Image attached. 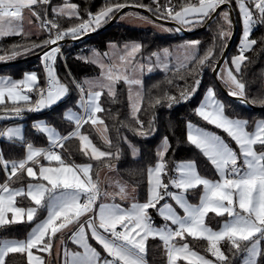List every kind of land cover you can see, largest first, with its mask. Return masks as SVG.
Returning a JSON list of instances; mask_svg holds the SVG:
<instances>
[{"label":"snow or ice","instance_id":"obj_1","mask_svg":"<svg viewBox=\"0 0 264 264\" xmlns=\"http://www.w3.org/2000/svg\"><path fill=\"white\" fill-rule=\"evenodd\" d=\"M154 2L158 4V0ZM230 2L231 0H196L181 5L179 10H174L175 5H165L166 11L162 16L165 19L171 17L179 24H200L210 19L221 5ZM49 3L50 0H0V38L23 32L24 10L27 9L31 16L40 22L38 26L49 33L48 38L41 44H33L32 47L48 49L49 46L56 45L45 51L42 57L46 86L39 84L35 72L25 73L21 80L0 78V105L5 103V97L10 99L14 106L9 114L16 118L25 110L40 111L51 107L69 94V85L61 82L55 72L56 58L61 53L58 42L65 36L80 38L87 34L90 28L95 30L99 27L105 18H111L110 14L114 10L118 12L127 6L126 3H115L96 15L90 13L88 21L61 30L55 20L47 19L46 12L37 11V7ZM236 3L242 17L243 38L238 49L239 54L231 60L234 67L225 63L224 68L219 71L225 73L223 80L230 89L229 94L245 98L246 84L240 78L241 66L249 59L245 53L257 44L255 39H250L253 28L257 24H264V0H236ZM138 6L148 7L142 4ZM148 10L153 11L152 8ZM53 11L62 16L79 17L78 5L74 3H66ZM155 11L160 12V7ZM221 15L225 24L230 27V13L223 11ZM229 34L223 28L219 33L222 39ZM199 43L189 41L181 46L187 54L180 62V67H186L187 62L191 61H196L199 65L214 61L213 48L207 49L203 56H197ZM115 47L113 45V48ZM141 48L142 46L135 42L124 45L125 52L119 56V60L126 63L122 65L120 72H114L116 65L101 63V79L86 80L83 83L72 81L80 93L77 101L80 112L68 110L65 119L74 123V129L67 135H60L55 128L47 124L34 125L38 131L47 135L50 142L48 148L36 147L28 141L19 126L0 131V138L25 148V156L18 160L6 159L0 151V168L6 173L4 182L0 183V226L31 223L41 210H46L47 213L43 220L35 224L26 239L0 240V264H8L9 255L17 253L26 255L27 264H45L44 257L36 253L52 255L53 239L57 237V233H62L74 223L77 227L70 240L80 250L70 251L64 244L62 264H147L146 242L149 238L162 242L167 264H179L181 261L185 264H214L213 260L190 249L187 242L180 243L189 236L208 242L207 250L215 257V264H232L237 256L241 258V264H260V258L264 257V246L261 244L264 241V120L256 122L254 130L249 131L247 120L225 114V105L217 98L213 88L207 89L205 99L195 110L196 114L210 125L226 132L239 151L230 147L221 136L196 127L190 122L187 125V141L215 168L219 176L217 180L202 176L195 161L176 163L171 169L172 175H169L165 157L170 144L165 137L162 147L157 151L156 164L147 169V200L143 203L133 202L128 208L117 203H100L97 208V201L109 193L101 189L98 173L96 179H93V165L67 163L60 152L55 150L63 148L65 141L78 138L85 156L89 155L90 148L91 159L99 161L102 158L119 157L118 151L113 153L97 148L87 135L81 133V128L85 124L95 126L99 123L104 125L102 135L107 132V125L98 115L105 112L101 97L105 95L106 90L109 97L115 98V86L120 80L129 86L132 118L143 128V121L137 116L141 110L143 95L141 91L132 92L133 85L142 88V80L135 74L142 73L145 65L133 63L135 54L139 53ZM163 55H169L168 49L163 50ZM152 57L156 58L157 64L167 69L168 65L161 60V54L152 53V56L147 58L149 73L152 71ZM199 83L197 79L191 90L182 91L180 99H190ZM33 91L38 99L34 104H28L31 101L29 93ZM161 99L167 100L169 107L179 102L175 96L165 94L164 97L156 99L155 103L159 104ZM20 101L26 102L25 105L20 106ZM149 127L151 128V122ZM136 130L142 136L149 135L146 131ZM104 140L111 146V140L106 135ZM135 152L134 149V154ZM41 157L49 162L48 166L41 163ZM51 162H56L58 166H50ZM24 179L29 181L26 185L12 186ZM170 188L173 190H169ZM196 189H202V194L199 203L192 204L188 194ZM116 195L121 199L125 198L123 186H120ZM18 197L28 200L29 205L18 206ZM168 199L174 202L175 207ZM161 201L164 203L161 204ZM177 207L182 210L183 215L177 211ZM150 209H154L166 222L163 226L155 225ZM209 213L219 217L227 215L229 219L218 230H214L206 222ZM81 217L87 218L81 220ZM89 237L103 248L106 255L102 256L93 247ZM222 241L228 246L227 253L221 247ZM61 243L63 244L62 238ZM33 249L36 250L35 253Z\"/></svg>","mask_w":264,"mask_h":264},{"label":"trees","instance_id":"obj_2","mask_svg":"<svg viewBox=\"0 0 264 264\" xmlns=\"http://www.w3.org/2000/svg\"><path fill=\"white\" fill-rule=\"evenodd\" d=\"M189 2H196V0H170V2L169 0H158V4L154 0H50L47 5V14L50 20H55L60 25V29L63 30L82 21H88L90 13L95 15L115 3L146 5L152 8L154 13L162 16L161 12L166 10L165 5H175V9H178L181 5H186ZM66 3L78 5L79 17L62 16L53 11ZM230 3L235 15L237 33L224 62L230 61L233 55L239 53L238 45L243 31L241 13L236 0H231ZM158 6L160 7V12L155 11ZM37 11L46 12L45 5L42 8L37 7ZM223 11H228V8H224L205 29L190 33L178 32L174 27L173 29L176 32L164 33L152 27L129 25L118 19L106 29L91 34L83 40L63 43L64 60L59 54L57 55L55 71L61 82L69 85L70 92L56 105L47 108L39 114H32L26 119L25 138L28 141L33 140L39 144H46L44 135L37 133L34 129L33 120L37 115L46 118L47 122L55 125L62 134H67L74 128V124L66 120L64 116L68 108L76 106L79 97V91L72 81L82 83L85 77L97 75L100 71L98 65L84 58L85 53L90 49H98L104 52L110 42L121 43L137 40L142 46L140 54L146 59L152 56V53H157L164 49L175 50L187 40H197L200 42L196 53L197 56H203L207 49L213 48L214 61L205 65H199L196 61H191L187 63L186 67L169 65L167 69L157 67L152 68L150 73L147 70L145 71L143 100L141 102V110L137 114L139 119L143 121V128H140L136 120L132 118L127 86L124 81L120 80L117 83L115 98L109 97L107 91H105V95L101 97V104L105 108V112L98 115L104 120V124L107 125V132L102 135L104 125L99 123L95 126L90 123L85 124L81 131L88 135L92 142L101 150L112 151L113 153L118 151V158H102L99 161L91 159V154L85 156L81 151V142L78 138H71L65 141L63 148H61L63 150L62 157L66 162L77 165L91 163L93 165V179H96V174L98 173L99 175L105 166L108 164L113 165L120 178L136 189L137 198L141 201L146 200L148 197L147 169L157 161V151L165 137H167L170 144L165 157L168 161L169 175H172L171 169L177 162L191 159L196 162L201 174L215 176V169L207 158L187 141V123L191 121L202 127L216 130L236 151H238V148L226 132L210 125L196 114L195 110L207 88L214 87L217 96L225 105L226 113L234 118L246 119L249 122V129L254 126L258 119L264 120V109L258 108V106H264V24H257L253 28L250 39H255L257 44L253 46L251 51L245 53L249 59L241 66L240 78L246 84V98L257 106L251 107L224 94L212 73L233 31L232 23L229 27L223 21L221 15ZM116 12L114 10L110 16L112 17ZM33 18L40 23L35 17ZM255 18L256 16L254 15ZM109 20L110 18H107L102 25L95 29L100 28ZM205 21L188 29L198 28ZM221 28L230 33L223 39L219 35ZM48 36L49 33L44 30L40 35L18 34L1 38L0 54L10 57L16 51L24 50L29 58L14 64L1 65L0 74L20 77L26 70L32 69L30 67L31 64L40 62L41 55L38 54L46 50L43 47L33 48L32 45L41 44ZM66 38H71V36ZM7 60H11V58H7ZM3 61L5 60L1 62ZM36 69L40 71L42 79H44L42 69L40 67ZM197 79H199L200 83L195 93L190 99L181 100L180 93L185 90H191ZM221 82L230 91L222 79ZM165 94L175 96L179 102L173 103L169 107L168 101L161 99V102L156 104L155 100L164 97ZM150 122L151 128L149 127ZM136 129L146 131L149 135L142 136ZM104 135L111 140V146L105 142ZM134 149L136 150L135 154ZM0 151L3 152L6 159L18 160L23 158L25 154V148L22 145L8 142L5 138L0 139ZM0 179L2 181L5 180V173L2 168H0ZM27 180L24 179L16 184L24 183ZM165 182H167V179H165ZM17 202L19 204H29L28 200L19 197ZM163 202L161 201L160 203ZM149 211L156 224L163 222L154 209ZM45 213L46 210L38 212L37 217L31 223L24 222L0 226V240L4 237H25L33 223L42 218ZM220 219L221 217L214 215H209L208 217V221L211 224H216ZM186 240L194 248L213 257L207 250L208 243L206 240L193 239L192 237H188ZM262 246H264V241H262ZM221 247L227 253L228 246L226 242L222 241ZM147 248V256L151 261L164 262L165 253L159 240L150 239L147 243ZM7 261L8 264H27L26 255L19 253L10 254ZM240 261L241 258L237 256L232 261V264H239ZM182 264L185 263L182 262ZM260 264H264V257L260 258Z\"/></svg>","mask_w":264,"mask_h":264},{"label":"crops","instance_id":"obj_3","mask_svg":"<svg viewBox=\"0 0 264 264\" xmlns=\"http://www.w3.org/2000/svg\"><path fill=\"white\" fill-rule=\"evenodd\" d=\"M64 5H65V4H64ZM64 5H61V6L58 7V8H61V7H63ZM46 6H47V5H46ZM168 7H170V5H168ZM179 9H180V8L175 9V10H179ZM129 13H132L133 15H129ZM95 15H96V14H95ZM122 17H123V18H127V19H123ZM162 18H163V16H162ZM241 18H242V17H241ZM106 19H107V18H105L104 22L106 21ZM167 19H168V20L176 21V20L172 19L171 17H169V18H167ZM119 20L122 21L123 23L129 24V25H133V26L152 27V28H155L156 30H158L159 32H163V31L159 30V28H157V27L154 25V22H155L156 24H159V25L172 26V25H167V24L160 23V22H158V21L152 19V18L149 17L148 15L144 14L143 12L138 11V10H136V9H128V10L124 11V12L120 15ZM104 22H102L100 25H102ZM176 22H177V21H176ZM38 25H39V23L36 22V21L34 20V18L31 16V14L28 12V10L25 9V10H24V21H23V32H22L21 34H23V35H40V34H42V33L44 32V30L41 29ZM100 25H99V26H100ZM181 25H183V26H184L185 28H187V29H188V28H193V27H194V25H184V24H181ZM172 27H174V26H172ZM174 28H175V29H178V28H176V27H174ZM242 29H243V31H244L243 22H242ZM243 31H242V37H243ZM173 32H176V31H175L174 29L167 28L166 31H165L164 33H173ZM0 39H1V38H0ZM189 41H197V40H187V41H185L182 45H184L186 42H189ZM133 42H135V43H139V44L141 45V43H140L139 41H137V40H129V41L121 42V43L110 42V43H108V45H107V49H106V51H104V52H101V51L98 50V49H90L89 51H87V52L85 53V55H84V58L87 59V60H89V61H91V62L95 61V62H93V63L99 66L100 71H99V73H98L97 75H93V76H87V77H85V78L83 79V82L86 81V80H87V81H95V80H97V79H101V78H102V71H103V69L100 67V64H101V63H103L104 65H116L117 67L114 69V72H120V71H122V65L125 64L126 62H121V61L119 60V56H120V55H124V52H125V50H124V45H126V44H130V43H133ZM113 45H115L116 47L113 48ZM197 48H198V46H197ZM177 49H183V51H185V49L182 48L181 46H180L179 48H177ZM177 49H175V50H174V49H168V51H169V55H168L167 57H165V56L163 55V50H162V51H159V52H157V53H160V54H161V58H163L164 63L167 64L168 62H172V61L174 60V58L177 56V54H178L179 56H181V54H179V53H177V52L174 53L175 51H179V50H177ZM105 54H107V55H105ZM238 54H239V53L233 55V56L231 57L230 61L225 62V63H227L229 67H234V66H232V64H231V60H232L233 57H235V56L238 55ZM154 58H155V57H154ZM154 58H153V59H154ZM153 59H152V60H153ZM183 59H184V58H183ZM133 63H134V64L139 63V64H144V65H146V59H145V58L140 54V52H139V53L135 54V59L133 60ZM167 65H168V67H169L170 64H167ZM224 66H225V65H223V67H221V69L224 68ZM157 67H158V66H157ZM157 67H155V68H157ZM162 67H163V65H162ZM145 71H146V70L144 69V71H143L142 73H139V72H138V73L135 74L137 78H139V79L142 80V88H141L140 86L133 85V86H132V92H133V93H135V92H137V91H141V92H142V95H143V93H144V77H145ZM31 72H35V73H37V76H38V78H39V84L41 85V83H42V81H43L44 79H42V74H41L40 71L37 70V69H29V70H26L25 72H23V74H22L20 77H15V76H13V75H9V74H0V78H11L12 80H21V79L24 78L25 73H31ZM55 72H56V71H55ZM218 74H219L220 78L223 80V77H224L225 73L219 71ZM122 81H123V80H122ZM223 81H224V80H223ZM83 82H82V83H83ZM42 84H43V83H42ZM125 84H126V83H125ZM116 86H117V84H116ZM116 86H115V91H116ZM126 86H127L128 97H129V86H128L127 84H126ZM85 87H86V86H85ZM211 88L214 89V87H211ZM207 89H208V88H207ZM214 90H215V89H214ZM24 91H26V89H25ZM105 91H106V90H105ZM206 92H207V90L205 91V93H204V95H203L201 101L199 102L198 106H199V105L201 104V102L205 99ZM215 93H216V92H215ZM29 95L31 96V101L28 102V104H33V103L36 101L35 91H33L32 93H29ZM216 96H217V94H216ZM79 97H80V93H79ZM79 97H78V99H79ZM217 98H218L220 101H222L218 96H217ZM77 101H78V100H77ZM25 103H26V102L20 101V102H19V105H20V106H23V105H25ZM57 103H58V102H57ZM57 103H56V104H57ZM56 104H54V105H56ZM54 105H52V106H54ZM13 106H14V105H13V102H12L10 99H8L7 97H5V103H4L3 105H0V113H3V112H4V113H5V112L10 113V110H11V108H12ZM52 106H51V107H52ZM129 106H130V112H132V109H131V101H130V100H129ZM198 106H197V107H198ZM51 107H47V108H51ZM47 108H44V109H42V110H40V111H36L35 113H38V114H39V113H41L42 111L46 110ZM68 110H72V111L75 112V113L80 112V109H79V107L77 106V102H76V106H74V107H70V108H68V109L65 111L64 116H65V114H66V112H67ZM25 111H26V110H25ZM23 112H24V111H23ZM35 113H34V114H35ZM137 114H138V113H137ZM225 114L228 115V114L226 113V111H225ZM36 115H37V114H36ZM228 116H229V115H228ZM230 117H231V116H230ZM232 118H234V117H232ZM239 119H242V118H239ZM244 120H246V119H244ZM261 120H262V119H258L256 122L261 121ZM7 122H8V121H7L6 119L0 122V131H2L4 125H5ZM189 122H190L191 124L195 125L196 127L202 128V129H204V130H206V131H209V132H212V133H215V134L221 136V137L225 140V142L228 143L227 140H226L221 134H219L216 130L202 127V126H200V125H198V124H196V123H194V122H191V121H189ZM189 122H188V123H189ZM256 122H255V123H256ZM37 123H44V124H47V125L50 126V127L55 128V129L57 130V132H58L60 135H67V134H68V133H67V134H62V133L60 132V130H59L55 125H53V124H51V123H48V122H47V119L44 118V117L41 116V115H37V116L34 118V120H33V124L35 125V124H37ZM188 123H187V125H188ZM73 124H74V123H73ZM25 125H26V122H25V124H24V136H25ZM254 127H255V124H254V126H253L251 129H249V131L254 130ZM34 129H35V131H36L37 133H41V132L38 131L35 127H34ZM73 129H74V128H73ZM73 129H72V130H73ZM72 130H71V131H72ZM71 131H70V132H71ZM81 132H82V131H81ZM187 132H188V127H187ZM42 134H43L44 137H45L46 144H39V143L34 142L33 140H31L30 142H32L36 147L48 148V147L50 146V142H49V140L47 139V135H46L45 133H42ZM0 139H1V138H0ZM162 142H163V140H162ZM162 142H161V144H162ZM93 144H94V143H93ZM161 144H160V145H161ZM228 144H229V143H228ZM94 145H95V144H94ZM95 146H96V145H95ZM229 146L232 147L234 150H236V149H235L233 146H231L230 144H229ZM96 147H97V146H96ZM159 147H160V146H159ZM237 148H238V146H237ZM159 149H160V148H158V150H159ZM237 150L239 151V149H237ZM238 151H237V152H238ZM89 154H90V153H89ZM61 155H62V154H61ZM24 156H25V154H24ZM24 156H23V157H24ZM62 158H63V157H62ZM39 159H40L41 163L45 164L46 166L49 165V162L43 160L42 157L39 158ZM186 161H194V160L186 159V160H180L179 162H186ZM156 162H157V161H156ZM156 162H155L153 165H151V166H154V165L156 164ZM67 163H71V162H67ZM177 163H178V162H177ZM196 165H197V164H196ZM50 166L55 167V166H58V165L56 164V162H51V165H50ZM151 166H150V167H151ZM197 168H198V167H197ZM214 169H215V168H214ZM198 171H199V169H198ZM199 172H200V171H199ZM215 172H216V170H215ZM4 173H5V172H4ZM200 174H201V173H200ZM215 174H216L215 176L203 175V174H201V175H202V176H205V177H207V178H209V179H212V180H217V179H219L218 173L216 172ZM5 178H6V173H5ZM121 180H122V179H120V176H119V174L117 173V171H116V169H115L114 166L105 167L104 169H102V170L100 171V173H99L100 187H101V189H102L104 192L109 193V195H108V196H101V198L97 201V208H98V206H99L100 203H106V204L117 203V204H120L122 207L128 208V207H130L131 203H133V202H140V203H143V202H145V201L147 200V199H146V200H143V201L139 200V199L137 198V191H136V189H135L132 185H130L129 183H127V182H125V181H121ZM2 182H4V180L2 181V180L0 179V183H2ZM28 182H29V181L27 180V181L24 182V183L13 184L12 186H13V187H19V186L26 185ZM45 183H46V182H45ZM120 186H123L124 189H125V198H124V199H121V197H120L119 195H116V193L119 192ZM148 190H149V186H148V182H147V193H148ZM169 190H173V189L170 188ZM201 194H202V189H196V190L190 192V193L188 194L189 202L192 203V204H198V203H199V198H200ZM147 198H148V197H147ZM17 199H18V198H17ZM168 202H169V203H173V206L175 207V204H174L173 201H171L170 199H168ZM81 203H83V198H82V200H81ZM163 203H164V202H163ZM163 203H161V204H163ZM17 204H18V206H24V207H27V206L29 205V204H19L18 202H17ZM158 207H159V205H158ZM177 211L180 212L181 215H183L182 210H180L178 207H177ZM46 215H47V213H45V215H44L42 218L36 220V221L33 223L32 227H31L30 230L27 232V234H26L25 237H23V238H18V237H4V238H2L1 240H4V239H26L27 236H28V234H29V232H30L31 229L35 226V224H36L37 222H39L40 220H43V219L46 217ZM209 215H214V216H216V215L213 214V213H209ZM10 217H11V214H9V218H10ZM208 217H209V216H208ZM208 217L206 218V222H207V223L209 224V226L212 227L214 230H218V229L220 228V226H221L225 221H227V220L229 219V218L227 217V215H225V216L221 217V219H220L216 224H211V223H209V221H208ZM217 217H219V216H217ZM86 218H87V217H81V220L86 219ZM58 223H59V222H58ZM165 223H166V222L163 221V222L160 223V224H156V223H155V225H156V226H163ZM76 227H77V225H75V223H74L73 225H70L69 228L64 229V230L62 231V233H57V237L53 239V251H52V255L49 256V255L46 254V253H36V254L43 256V257L45 258V262H47V263L50 262L51 264H62V252H63V245H64V244L67 245V248H68L70 251H79V250H80V249L78 248V246L75 245V244H73V243L71 242V240H70V237H71V235H72V232L75 231ZM189 237H190V236H189ZM61 238H62V240H63V244L61 243ZM187 238H188V237H186V239H187ZM150 239H153V238H149V239L147 240V242H146V260H147V264H167L166 253H165L164 247H163V245H162V242H161L159 239H157V240L160 241V243H161V245H162V249H163V251H164V253H165L164 262H163V263H158V262H156V261H151V260L148 258V256H147V253H148L147 243H148V241H149ZM89 242L93 245V247H95V248L101 253L102 256L106 255V253L104 252L103 248H102V247H101V246H100V245H99L94 239H92L91 237H89ZM183 242H187V243L189 244L190 249H192V250L198 252L200 255H204V256H206L207 259L213 260V261H214V264H215V258L210 257V256L206 255L205 253L201 252L200 250L194 248L193 246H191V244L189 243V241H187V240H185V241H180V243H183ZM207 243H208V242H207ZM261 244H262V242H261ZM207 245H208V244H207ZM33 252L35 253L36 250L33 249ZM57 253H60V255H57ZM182 262H183V261L179 262V264H182ZM184 263H185V262H184ZM239 264H241V261H240Z\"/></svg>","mask_w":264,"mask_h":264},{"label":"water","instance_id":"obj_4","mask_svg":"<svg viewBox=\"0 0 264 264\" xmlns=\"http://www.w3.org/2000/svg\"><path fill=\"white\" fill-rule=\"evenodd\" d=\"M224 8H228V11L230 13V18H231V21H232V25H233V31H232V34L230 36V39L225 47V49L223 50V53L222 55L220 56V58L218 59V61L216 62L215 64V67L212 71L213 73V76L214 78L216 79L217 83L219 84L221 90L224 92V94H226L227 96H229L230 98L236 100V101H240L244 104H247L251 107H257L255 106L254 104H252L246 97L245 98H237V97H233L229 94V90L227 87L224 86V84L221 82L220 78H219V69L221 68L224 60L226 59V56L231 48V45L235 39V36H236V33H237V24H236V20H235V15H234V11H233V8L231 6V3H228V4H224V5H221L215 13L212 14L211 18L210 19H207L205 21V23L198 27V28H195V29H187L185 28L183 25L179 24L178 22L176 21H173V20H168V19H165V18H162L160 16H158L156 13H154L153 11H149L147 7H139L138 5L136 4H127V6L123 9H121L120 11L116 12L108 22H106L103 26H101L100 28L98 29H95V30H90L87 32V34H84L82 35L80 38L78 39H73L72 37L71 38H64L63 40H61L60 42L61 43H66V42H77V41H80V40H83L85 39L86 37L90 36L91 34H94L96 32H99V31H102L104 29H106L108 26L112 25L114 22H116L118 20V18L120 17V15L128 10V9H136L138 11H141L143 12L144 14L148 15L149 17H151L152 19L160 22V23H163V24H167V25H172L176 28H178L182 33H190L192 31H198V30H203L205 29L214 19L215 17L224 9ZM55 45H51L49 46L48 49H50L51 47H53ZM47 50V49H46ZM42 53H39L38 55H41ZM27 59V58H26ZM19 62L22 61L21 60H18ZM16 61H6V62H3L1 65H9V64H14ZM258 108L260 109H264V106H258Z\"/></svg>","mask_w":264,"mask_h":264},{"label":"rangeland","instance_id":"obj_5","mask_svg":"<svg viewBox=\"0 0 264 264\" xmlns=\"http://www.w3.org/2000/svg\"><path fill=\"white\" fill-rule=\"evenodd\" d=\"M48 5V4H47ZM172 5H170V7H171ZM44 7V6H43ZM39 8H42V7H39ZM147 8H149V7H147ZM175 10V9H174ZM45 11H46V13H47V6L45 5ZM166 11V10H165ZM162 13V12H161ZM159 16V15H158ZM160 17H162V16H160ZM123 18V17H122ZM119 19V18H118ZM123 19H127V18H123ZM154 25L157 27V28H159V30H161V31H163V32H165L166 31V29L167 28H171V29H173V27L172 26H166V25H159V24H156L155 22H154ZM177 30V29H176ZM178 32H181L180 30L178 31ZM239 46V45H238ZM48 50V49H47ZM177 50H179V51H175L174 53H179V54H181V56H179L178 54H177V56L174 58V60L172 61V62H168L167 64H170V65H175V66H180V62L183 60V58L185 57V55L187 54L185 51H183V49H177ZM27 55V52L26 51H24V50H18V51H16L15 53H13L10 57L9 56H5V55H2V54H0V64H2L3 62H6V61H16V62H19L18 60H25L26 58L28 59L29 58V56H26ZM33 56V55H32ZM7 58H11V60H7ZM2 60H5V61H3V62H1ZM161 60L163 61V58H161ZM15 62V63H16ZM164 62V61H163ZM188 63V62H187ZM225 62H223V64H222V66L221 67H223V65H225L224 64ZM146 64L147 65H145V70H147V68H148V66H149V62H148V60H147V58H146ZM162 67V65L161 64H157L156 63V58H154L153 60H152V62H151V67L152 68H155V67ZM162 68H164V67H162ZM33 69V68H32ZM221 69V68H220ZM219 75V74H218ZM219 78H220V76H219ZM220 80H221V78H220ZM30 117V116H29ZM7 120L8 122L4 125V127H3V129H2V131L3 130H6L8 127H14V126H19V127H21L22 128V130H23V134H24V124H25V122H26V119H23V118H21V116L19 117V118H16V117H14V116H11L8 112H3V113H0V122L1 121H3V120ZM82 133V132H81ZM83 135H86V134H84V133H82ZM88 136V135H87ZM89 137V136H88ZM90 138V137H89ZM92 141V140H91ZM169 142V141H168ZM93 143V142H92ZM162 145H163V142H162V144L160 145V147L159 148H161L162 147ZM98 148V147H97ZM100 149V148H99ZM101 150V149H100ZM63 151V150H62ZM101 151H103V150H101ZM88 152L91 154V150H90V148L88 149ZM110 166H113V165H107V166H105V167H110ZM104 167V168H105ZM103 168V169H104ZM121 179V178H120ZM95 180V179H94ZM121 181H123V180H121ZM45 259V258H44ZM45 264H51L50 262H45Z\"/></svg>","mask_w":264,"mask_h":264},{"label":"built area","instance_id":"obj_6","mask_svg":"<svg viewBox=\"0 0 264 264\" xmlns=\"http://www.w3.org/2000/svg\"><path fill=\"white\" fill-rule=\"evenodd\" d=\"M172 7V6H171ZM165 11H162V13H164ZM47 19H49L50 20V18H49V16H48V14H47ZM67 36H65L64 38H66ZM242 38L243 37H241V40H240V43H239V46H240V44H241V41H242ZM62 44L63 43H61L60 41L58 42V45L60 46V49H61V53L59 54L60 56H61V58L64 60V53H63V49H62ZM56 46V45H55ZM55 46H53V47H55ZM239 46H238V48H239ZM48 50H50V49H48ZM48 50H45V51H48ZM44 51V52H45ZM44 52H42V54H41V59H40V62L39 63H33V64H31V68H33V69H36V68H38V67H40L41 69H42V71H43V75H44V82H43V84H41V86L42 87H44V86H46V72H45V67H44V61H43V59H42V57H43V55H44ZM35 95H36V93H35ZM38 99V96L36 95V100ZM35 103V102H34ZM33 103V104H34ZM36 111H24L23 113H22V115H21V118H23V119H27L29 116H31L32 114H34ZM56 151H58V152H60V154H62L63 153V151H62V149L61 148H57V149H55Z\"/></svg>","mask_w":264,"mask_h":264}]
</instances>
